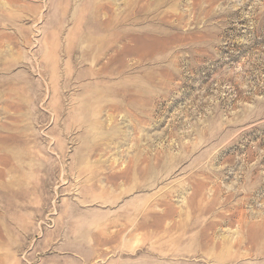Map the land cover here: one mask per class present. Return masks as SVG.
<instances>
[{"label": "rangeland", "instance_id": "374dc122", "mask_svg": "<svg viewBox=\"0 0 264 264\" xmlns=\"http://www.w3.org/2000/svg\"><path fill=\"white\" fill-rule=\"evenodd\" d=\"M0 264H264V0H0Z\"/></svg>", "mask_w": 264, "mask_h": 264}, {"label": "bare ground", "instance_id": "6f19581e", "mask_svg": "<svg viewBox=\"0 0 264 264\" xmlns=\"http://www.w3.org/2000/svg\"><path fill=\"white\" fill-rule=\"evenodd\" d=\"M146 38V37H145ZM139 39V38H138ZM144 40V39H143ZM141 46V45H140ZM140 46L138 47L139 49H140ZM152 46H154V45H152ZM142 49L144 48V46L143 47H141ZM153 49V48H152Z\"/></svg>", "mask_w": 264, "mask_h": 264}]
</instances>
